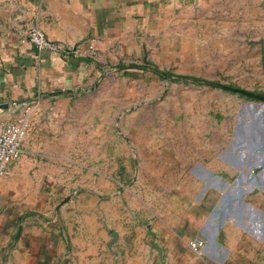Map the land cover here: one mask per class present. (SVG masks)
<instances>
[{
    "label": "rangeland",
    "instance_id": "1",
    "mask_svg": "<svg viewBox=\"0 0 264 264\" xmlns=\"http://www.w3.org/2000/svg\"><path fill=\"white\" fill-rule=\"evenodd\" d=\"M196 2L168 62L105 75L52 102L66 106L51 135L71 183L51 212L59 219L52 264H194L204 252L207 240L190 226L201 208L185 196L193 183L185 172L210 139L230 138L236 119L262 104L233 88L264 95V0ZM0 112V125L17 117ZM169 219L192 250L195 239L205 246L184 256L165 249Z\"/></svg>",
    "mask_w": 264,
    "mask_h": 264
},
{
    "label": "crops",
    "instance_id": "2",
    "mask_svg": "<svg viewBox=\"0 0 264 264\" xmlns=\"http://www.w3.org/2000/svg\"><path fill=\"white\" fill-rule=\"evenodd\" d=\"M196 3L0 0V104L30 122L21 157L8 177H0V264L56 261L51 237L59 219L51 212L58 193L71 190V183L63 165L58 171L56 160L67 155L56 151L51 135L52 118L66 106L52 102L71 100L105 75H133L168 62L163 57L177 48ZM35 27L63 51H38L25 42ZM253 106L248 118L236 119L230 138L221 144L210 139L209 151L196 156L192 173L185 172L193 179L185 196L190 207L201 208L190 226L198 227L207 245L197 255L185 235L174 234V219L167 221L164 239L165 249L178 255L195 253L194 264H264V105Z\"/></svg>",
    "mask_w": 264,
    "mask_h": 264
},
{
    "label": "built area",
    "instance_id": "3",
    "mask_svg": "<svg viewBox=\"0 0 264 264\" xmlns=\"http://www.w3.org/2000/svg\"><path fill=\"white\" fill-rule=\"evenodd\" d=\"M25 42H29L38 51L50 50L53 52L63 51L62 46L50 39L44 31L38 27L32 28ZM94 49V45H89ZM30 122L26 114L17 115L14 120L0 125V177H8L11 174V164L17 161L22 154V146L29 133ZM206 242L203 239H195L191 247L195 251H200Z\"/></svg>",
    "mask_w": 264,
    "mask_h": 264
},
{
    "label": "water",
    "instance_id": "4",
    "mask_svg": "<svg viewBox=\"0 0 264 264\" xmlns=\"http://www.w3.org/2000/svg\"><path fill=\"white\" fill-rule=\"evenodd\" d=\"M233 90H235L237 92H241V93L245 94L246 96L252 97L254 99H259L260 101H262V105H264V95H262V94H257V93L247 91L244 89H239V88H237V89L233 88ZM8 106H9V104H6V103L0 104V108H8Z\"/></svg>",
    "mask_w": 264,
    "mask_h": 264
}]
</instances>
